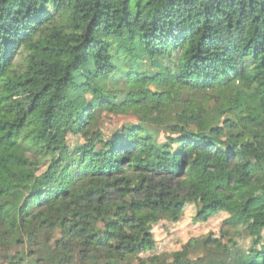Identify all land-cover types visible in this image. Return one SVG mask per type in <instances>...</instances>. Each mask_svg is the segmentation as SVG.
<instances>
[{
    "label": "trees",
    "instance_id": "obj_1",
    "mask_svg": "<svg viewBox=\"0 0 264 264\" xmlns=\"http://www.w3.org/2000/svg\"><path fill=\"white\" fill-rule=\"evenodd\" d=\"M104 111L140 122L106 137ZM189 205L220 237L143 257ZM0 248L264 264V0H0Z\"/></svg>",
    "mask_w": 264,
    "mask_h": 264
},
{
    "label": "rangeland",
    "instance_id": "obj_2",
    "mask_svg": "<svg viewBox=\"0 0 264 264\" xmlns=\"http://www.w3.org/2000/svg\"><path fill=\"white\" fill-rule=\"evenodd\" d=\"M155 91L156 88L152 87ZM69 88H65L63 93H68ZM139 118L131 111L128 113H116L111 111H104L97 124V129H100L106 137L117 130L139 123ZM161 141H164V132L160 134ZM196 215V207L189 205L186 210L183 219L177 223H171L169 221H162L155 227V234L157 239V248L154 252L143 255V257H149L153 255H169L178 251H181L193 240H200L208 236L220 237L221 230L223 229V223L227 218L226 214L216 215L209 219L206 223H196L194 217ZM238 243L241 247H248L247 239H239ZM7 250L0 248V264H11L3 256ZM210 255L205 251H197L192 253L190 258L197 260L199 257L208 258ZM133 264H138L134 262Z\"/></svg>",
    "mask_w": 264,
    "mask_h": 264
}]
</instances>
